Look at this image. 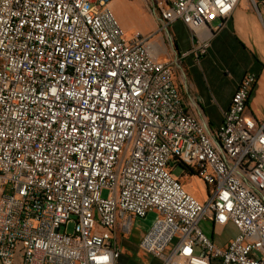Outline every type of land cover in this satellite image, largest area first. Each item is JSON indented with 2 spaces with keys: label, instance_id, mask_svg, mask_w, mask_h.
Masks as SVG:
<instances>
[{
  "label": "built area",
  "instance_id": "built-area-1",
  "mask_svg": "<svg viewBox=\"0 0 264 264\" xmlns=\"http://www.w3.org/2000/svg\"><path fill=\"white\" fill-rule=\"evenodd\" d=\"M148 2L159 32L190 30L199 60L236 0ZM153 37L127 36L109 0H0L1 264H116L117 232L149 213L139 247L161 264H264V121L248 110L257 74L211 129ZM191 177L203 199L185 188ZM204 218L236 236L215 245Z\"/></svg>",
  "mask_w": 264,
  "mask_h": 264
},
{
  "label": "crops",
  "instance_id": "crops-1",
  "mask_svg": "<svg viewBox=\"0 0 264 264\" xmlns=\"http://www.w3.org/2000/svg\"><path fill=\"white\" fill-rule=\"evenodd\" d=\"M140 1L150 12L148 0ZM114 5V0H109L112 9ZM153 19L154 28L148 34H154L153 44L160 60L179 62L174 69L175 79L189 111L211 129L219 126L240 80L246 72H253L257 81L248 100V110L264 121V0H236L231 16L209 38L207 51L199 60L194 52L199 43L181 21L170 23L166 34L158 31L160 24L154 16ZM184 186L199 199L204 198L194 184L186 181ZM148 215L142 218L145 222ZM150 224L148 221L144 229L132 230L130 234L117 232L120 256L116 264H161L159 258L139 247V240ZM198 225L217 246H224L237 234L231 222L221 225L204 218Z\"/></svg>",
  "mask_w": 264,
  "mask_h": 264
},
{
  "label": "rangeland",
  "instance_id": "rangeland-1",
  "mask_svg": "<svg viewBox=\"0 0 264 264\" xmlns=\"http://www.w3.org/2000/svg\"><path fill=\"white\" fill-rule=\"evenodd\" d=\"M114 4V9L110 8L112 11L114 10L113 13L127 36L137 31L142 34H148L153 30V16L148 12L140 0H114ZM174 173L180 175L181 169L177 168ZM186 181H191L200 196H204V187L195 177L187 178ZM106 194L107 191L104 190L102 195L105 196ZM154 217V214H149V219H147L146 222L143 219H135L132 223L131 231L135 229H144L148 221L151 223ZM72 230L73 226L70 224L67 227V231L71 232Z\"/></svg>",
  "mask_w": 264,
  "mask_h": 264
}]
</instances>
